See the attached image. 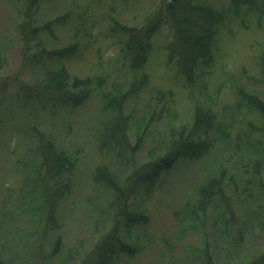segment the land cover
<instances>
[{"label":"trees","instance_id":"16d2710c","mask_svg":"<svg viewBox=\"0 0 264 264\" xmlns=\"http://www.w3.org/2000/svg\"><path fill=\"white\" fill-rule=\"evenodd\" d=\"M11 1L19 4L17 11L21 15L17 25L22 43L21 67L27 64L37 69L31 85H20V98L22 106L29 108L32 122L24 121L27 136L24 143L31 142L30 136L35 137L32 149L39 166L38 170L32 168L31 171L34 184L29 194L35 199L32 197L26 208L32 217H44L43 229L50 227L48 224L56 225V203L69 186L64 172L71 169L76 158L57 146L50 133L47 135L39 129L35 112L47 107L72 109L90 97L100 104L95 118L97 129L93 134L103 160L92 169L91 179L110 192L107 208L112 209L113 218L108 231L94 243L93 255L86 256L79 264H110L118 258L116 248L126 249L131 254L135 245L122 243L119 239L121 227L127 232L134 224L148 221L145 202L163 174L182 161L203 162L196 195L184 203L182 210L189 225L201 234L199 249L206 253L208 226L215 230L214 237L232 238L235 243L240 244L245 234L260 239L264 234V99L260 93L237 86L235 107L255 110L260 122L248 120L245 128H239L231 136L226 128L232 123L221 124L219 112L211 104L197 100L189 119L183 120L172 107L173 91L151 86L144 70L151 37L160 26L163 13L171 27V39L165 46L167 59L175 64L176 77L186 85H193L197 74L212 64L217 25L224 17L222 9L207 0H159L158 9L138 26L128 25L110 15L109 30L119 46V60L113 68L117 75L103 68L81 77L72 74L67 65L80 51L79 42L57 44V24L61 27L69 19L70 11L39 21L43 10L46 11L45 0ZM232 2L235 8L244 3L250 9L255 0ZM74 22L75 19L72 25ZM258 62L264 85L263 53ZM130 102L133 105L128 108ZM156 123L162 128L155 129L159 134L151 142L150 159L136 164L135 152L150 132V126ZM130 131L133 143L129 140ZM220 152L227 154L219 158ZM15 208L19 205H0V264H26L25 255L29 258L31 253L26 249L28 233L19 224L23 208ZM208 211L212 213L210 220ZM44 231H40L41 238L34 245L35 264H44L60 248L57 235L49 253L44 254L40 247ZM248 264H264V249Z\"/></svg>","mask_w":264,"mask_h":264},{"label":"rangeland","instance_id":"374dc122","mask_svg":"<svg viewBox=\"0 0 264 264\" xmlns=\"http://www.w3.org/2000/svg\"><path fill=\"white\" fill-rule=\"evenodd\" d=\"M207 1L224 11L217 25L211 66L197 74L191 86L176 77L175 64L168 61L165 48L171 39V27L162 13L160 26L151 37L144 70L151 86L173 91L172 107L183 120L189 119L194 103L199 100L218 110L221 124L232 123L226 130L234 136L239 128H245L248 120L260 122L255 110H238L235 105L239 85L245 90H257L264 99L258 62L260 54H264V0H255L250 9L244 3L235 8L232 0ZM158 3L159 0H45L46 11L43 10L39 21L70 11L69 19L56 28L58 45L79 42L77 56L67 62L70 72L84 77L106 68L114 76L117 72L113 68L120 55L117 39L109 30L110 15L138 26L158 9ZM18 7L11 0H0V205L14 203L19 205L15 209L23 208L19 224L28 233L26 249L31 252L29 258L25 255L26 264H35L34 245L41 238L42 230L45 231L40 247L44 254L49 253L57 235L61 245L58 253L44 264H79L86 256L93 255L94 243L108 231L113 218L112 209L107 208L110 192L91 179L92 169L103 160L93 134L100 104L90 97L72 109L45 106L35 112L39 129L47 135L50 133L57 146L76 158L71 169L64 172L69 186L57 200L56 225L48 224L50 227L43 229L44 217H32L26 208L32 197L35 199L29 194L34 184L31 171L38 170L39 166L32 149L35 137L30 136L31 142L24 143L27 137L24 121L32 122L29 108L22 106L20 85H31L37 69L27 64L21 67ZM132 105L130 102L128 108ZM160 128L159 123L150 126L151 134L143 138L140 149L135 152L136 164L150 159L151 142L159 134L155 129ZM129 134L133 143L131 131ZM225 154L220 152L218 157ZM110 159L111 156L106 158ZM202 163L201 160L178 162L163 174L145 202L148 221L134 224L127 232L123 227L119 231L122 243L135 245L134 250L128 254L126 249L116 248L118 258L110 264H248L252 257L259 255L264 249V234L258 240L245 234L246 238L239 244L231 241L232 238L214 237L215 230L210 226L206 234V255L199 249L201 234L189 225L182 210L184 203L196 195L197 182L203 175ZM110 166L114 169L112 163ZM40 171L43 172L42 167ZM207 216L210 220L212 213L208 211Z\"/></svg>","mask_w":264,"mask_h":264}]
</instances>
